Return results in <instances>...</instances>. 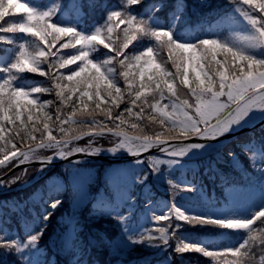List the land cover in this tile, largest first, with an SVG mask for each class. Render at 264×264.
Masks as SVG:
<instances>
[{
  "label": "snow or ice",
  "instance_id": "1",
  "mask_svg": "<svg viewBox=\"0 0 264 264\" xmlns=\"http://www.w3.org/2000/svg\"><path fill=\"white\" fill-rule=\"evenodd\" d=\"M0 264H264V0H0Z\"/></svg>",
  "mask_w": 264,
  "mask_h": 264
},
{
  "label": "trees",
  "instance_id": "2",
  "mask_svg": "<svg viewBox=\"0 0 264 264\" xmlns=\"http://www.w3.org/2000/svg\"><path fill=\"white\" fill-rule=\"evenodd\" d=\"M150 226V225H149Z\"/></svg>",
  "mask_w": 264,
  "mask_h": 264
}]
</instances>
